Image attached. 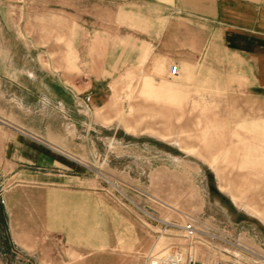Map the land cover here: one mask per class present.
I'll list each match as a JSON object with an SVG mask.
<instances>
[{"label":"rangeland","instance_id":"374dc122","mask_svg":"<svg viewBox=\"0 0 264 264\" xmlns=\"http://www.w3.org/2000/svg\"><path fill=\"white\" fill-rule=\"evenodd\" d=\"M57 1L49 0L50 6L59 8ZM65 3L69 25L81 18L90 34L93 19L107 18V6L120 15L122 10L120 0ZM97 5L100 10L93 11ZM143 47L139 65L104 81L100 91L106 103L100 112L122 126V149L109 169L101 165L103 156L92 161V200L77 205L63 198L69 203L57 205L44 190L20 186L9 192L13 179L0 169V264H151L176 249L185 252L186 240L167 222L220 213L219 197H209L213 184L264 221V91L247 87L222 50L196 59L177 51L171 38L148 39ZM65 50L77 69V52L70 44ZM180 56L187 64L172 77ZM195 59L198 68L191 65ZM210 62L214 67L206 66ZM94 136L102 153L111 141L99 143ZM253 236L264 248V233ZM214 243L216 250L194 245L199 263H210L212 254L230 259L224 251L241 255ZM254 253L243 254L241 264H264V256Z\"/></svg>","mask_w":264,"mask_h":264},{"label":"crops","instance_id":"0c3cea01","mask_svg":"<svg viewBox=\"0 0 264 264\" xmlns=\"http://www.w3.org/2000/svg\"><path fill=\"white\" fill-rule=\"evenodd\" d=\"M65 1L52 8L49 0H21L20 5L0 0V169L13 179L9 192L20 186L44 190L57 205L92 200V161L103 156L101 165L107 168L112 159L119 162L122 149L117 144L122 126L100 112L106 104L100 91L104 81L139 65L148 39L171 38L177 51L194 53L196 59L198 53L208 57L222 50L247 87L264 91V0H120L121 15L107 6V18L93 19L92 34L81 18L69 25ZM68 44L78 54L77 69L65 56ZM174 61L180 74L187 62L181 56ZM191 65L198 68L199 61ZM93 136L99 143L110 139L102 153ZM210 191V200L219 197L222 214L180 222L191 220L229 235L264 256L253 236L264 233V221L215 184Z\"/></svg>","mask_w":264,"mask_h":264},{"label":"built area","instance_id":"2783aa9c","mask_svg":"<svg viewBox=\"0 0 264 264\" xmlns=\"http://www.w3.org/2000/svg\"><path fill=\"white\" fill-rule=\"evenodd\" d=\"M179 74V68L178 64L175 63L170 68V76L176 77ZM167 225H169L171 228L176 229L177 231H180V236L184 237L186 240V251H181L180 249H176L172 252H168L165 256V261L163 264H206V263H199L198 259L195 257L194 253V245L198 243H203L210 250H216L215 249V241H221L222 243L228 244L232 247H235L239 250L241 255H235L230 252L224 251V253H228L229 258L228 260H223L222 258H219L217 255L212 254V261L207 264H241V260L243 259V254L250 255V256H256L257 255L251 251L250 249L244 247L239 242H237L234 238L230 237L229 235L221 234L220 232L216 230H205L202 228H199L197 225L194 224L191 220H187L185 222H174L169 221L167 222ZM217 252V251H216ZM220 252H223V250H220ZM262 261L264 262V257H261Z\"/></svg>","mask_w":264,"mask_h":264},{"label":"bare ground","instance_id":"6f19581e","mask_svg":"<svg viewBox=\"0 0 264 264\" xmlns=\"http://www.w3.org/2000/svg\"><path fill=\"white\" fill-rule=\"evenodd\" d=\"M165 258H161V257H155L152 259V262L151 264H163L164 263V260Z\"/></svg>","mask_w":264,"mask_h":264}]
</instances>
